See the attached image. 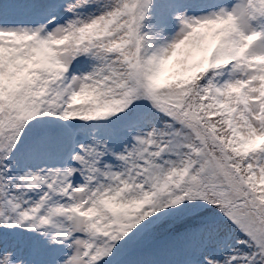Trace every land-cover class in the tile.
<instances>
[{
	"label": "snow or ice",
	"instance_id": "6c2138e0",
	"mask_svg": "<svg viewBox=\"0 0 264 264\" xmlns=\"http://www.w3.org/2000/svg\"><path fill=\"white\" fill-rule=\"evenodd\" d=\"M0 264H264V0H0Z\"/></svg>",
	"mask_w": 264,
	"mask_h": 264
}]
</instances>
